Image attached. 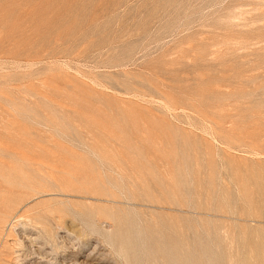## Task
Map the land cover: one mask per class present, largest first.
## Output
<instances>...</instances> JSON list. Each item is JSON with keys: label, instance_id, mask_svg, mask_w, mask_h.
Here are the masks:
<instances>
[{"label": "rangeland", "instance_id": "1", "mask_svg": "<svg viewBox=\"0 0 264 264\" xmlns=\"http://www.w3.org/2000/svg\"><path fill=\"white\" fill-rule=\"evenodd\" d=\"M0 264H264V0H0Z\"/></svg>", "mask_w": 264, "mask_h": 264}, {"label": "bare ground", "instance_id": "2", "mask_svg": "<svg viewBox=\"0 0 264 264\" xmlns=\"http://www.w3.org/2000/svg\"><path fill=\"white\" fill-rule=\"evenodd\" d=\"M41 196H44V194L43 195H41ZM12 219V218H11ZM10 222V221H9ZM33 223V222H32ZM44 231V230H43ZM49 239V238H48Z\"/></svg>", "mask_w": 264, "mask_h": 264}]
</instances>
